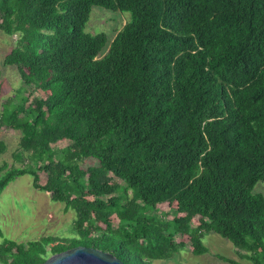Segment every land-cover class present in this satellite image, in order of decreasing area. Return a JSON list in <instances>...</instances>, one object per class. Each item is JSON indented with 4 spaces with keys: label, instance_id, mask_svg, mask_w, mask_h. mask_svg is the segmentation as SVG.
<instances>
[{
    "label": "trees",
    "instance_id": "obj_1",
    "mask_svg": "<svg viewBox=\"0 0 264 264\" xmlns=\"http://www.w3.org/2000/svg\"><path fill=\"white\" fill-rule=\"evenodd\" d=\"M95 6L131 13L103 56L108 36L86 32ZM0 31L19 36L4 65L37 93L3 105L33 166L0 165V196L30 174L78 232L5 239L1 264H41L48 245L154 264L208 253L206 233L264 264V0H0Z\"/></svg>",
    "mask_w": 264,
    "mask_h": 264
},
{
    "label": "rangeland",
    "instance_id": "obj_2",
    "mask_svg": "<svg viewBox=\"0 0 264 264\" xmlns=\"http://www.w3.org/2000/svg\"><path fill=\"white\" fill-rule=\"evenodd\" d=\"M130 20L131 13L129 12L113 11L99 6L93 7L86 25V32L105 33L108 36V44L100 56L108 52L117 32L121 31ZM18 38V35L9 36L0 31V80L3 85L0 115L3 105L7 101L10 100L14 104L20 102L22 90H25V95L31 96L30 100L37 97L33 88L22 82L16 66L4 65L5 56L14 48ZM20 139L19 131L0 125V141L6 146L5 152L0 155V165L6 163L9 168L33 166L30 154L21 150ZM69 144V142H62L53 144L52 147L59 156L60 152ZM21 155L22 161L19 160ZM81 164L88 167L97 165V161L89 159ZM38 174L40 184L44 185L47 181V174L44 171H39ZM254 193L264 195V181L256 185ZM159 216L163 217L161 214ZM76 217L74 210L66 211L64 203L53 201L50 194L36 190L33 186V177L30 174L18 176L0 196V228L3 233L0 235V245L5 239L22 244L47 236L73 239L78 237L74 226ZM203 236V242L209 249L208 253L196 256L187 245L174 254L171 259H157L154 260V264H232L225 261L224 258L235 260L240 264H253L247 259L246 253L235 248L229 240L215 233H206ZM52 247L53 245L46 247L49 252L47 259L54 255L50 252Z\"/></svg>",
    "mask_w": 264,
    "mask_h": 264
},
{
    "label": "water",
    "instance_id": "obj_3",
    "mask_svg": "<svg viewBox=\"0 0 264 264\" xmlns=\"http://www.w3.org/2000/svg\"><path fill=\"white\" fill-rule=\"evenodd\" d=\"M41 264H124L113 254L99 249L77 246L54 254Z\"/></svg>",
    "mask_w": 264,
    "mask_h": 264
}]
</instances>
